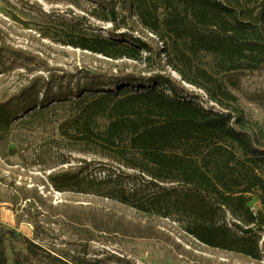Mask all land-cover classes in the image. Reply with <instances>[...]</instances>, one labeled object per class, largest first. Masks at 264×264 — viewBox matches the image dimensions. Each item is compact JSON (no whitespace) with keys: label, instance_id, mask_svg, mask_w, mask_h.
Here are the masks:
<instances>
[{"label":"trees","instance_id":"1","mask_svg":"<svg viewBox=\"0 0 264 264\" xmlns=\"http://www.w3.org/2000/svg\"><path fill=\"white\" fill-rule=\"evenodd\" d=\"M132 11L159 37L158 54L167 58L180 80L164 74L149 80L122 76L102 81L95 74L83 85L58 87L31 103L30 110L41 114L50 105L66 108L70 114L59 125L65 140L102 144L128 169L154 180V186L158 181L184 187L163 188L143 199L117 195L122 202L147 215L179 214L188 222V234L202 244L262 260L264 144L235 115L238 99L230 86L239 73L264 70V0H132ZM108 14L103 20L116 25L115 10ZM117 28L108 37L73 33L65 45L114 60L142 61V52L151 53L148 43L117 33ZM207 58L211 66L206 67ZM1 68L6 70L0 55ZM186 85L203 90L222 110L204 107ZM9 113V103L0 101V125L1 118L8 126L17 117ZM255 193L261 206L257 213L250 198ZM23 198L44 204L36 190ZM39 223L33 221L35 237ZM85 223V228L73 226L89 242L99 222L87 218ZM21 244L37 264L61 262L16 228L0 225V264H26Z\"/></svg>","mask_w":264,"mask_h":264},{"label":"rangeland","instance_id":"2","mask_svg":"<svg viewBox=\"0 0 264 264\" xmlns=\"http://www.w3.org/2000/svg\"><path fill=\"white\" fill-rule=\"evenodd\" d=\"M112 8L116 25L103 20ZM132 13V0H0V55L6 69H0V101L9 103L11 118L17 114L8 126L1 118L0 225L16 228L59 258L58 264H78L81 259L87 264H264V258L254 261L202 244L188 234V222L179 214L147 215L122 202L117 195L143 199L183 185L155 181L159 187L154 186V180L128 169L102 144L68 142L59 132L70 114L66 108L50 105L41 114L30 110L31 103L58 87L83 85L95 74L102 81L122 76L149 80L164 74L180 80L167 58L158 54L159 37ZM116 28L148 43L151 53L142 52V61L114 60L65 45L73 33L108 37ZM204 63L211 66L210 58ZM235 77L230 86L238 99L233 112L264 144V70ZM186 86L204 107L222 110L203 90ZM34 190L43 205L24 201L23 194ZM250 198L257 213V194ZM87 218L99 222L89 242L73 226L85 228ZM35 219L41 227L37 237ZM25 246L19 249L28 256L26 264H37Z\"/></svg>","mask_w":264,"mask_h":264}]
</instances>
